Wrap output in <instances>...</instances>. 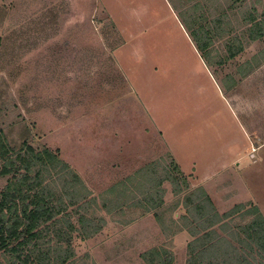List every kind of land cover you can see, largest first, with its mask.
<instances>
[{"label": "rangeland", "instance_id": "obj_1", "mask_svg": "<svg viewBox=\"0 0 264 264\" xmlns=\"http://www.w3.org/2000/svg\"><path fill=\"white\" fill-rule=\"evenodd\" d=\"M252 19L264 21V0H0V130L57 154L98 208L115 183L174 162L218 215L242 204L264 216V36L251 39ZM185 24L208 28L210 66ZM161 188L158 219L97 208L100 232L73 233L68 264H145L154 248L187 264L183 194Z\"/></svg>", "mask_w": 264, "mask_h": 264}, {"label": "trees", "instance_id": "obj_2", "mask_svg": "<svg viewBox=\"0 0 264 264\" xmlns=\"http://www.w3.org/2000/svg\"><path fill=\"white\" fill-rule=\"evenodd\" d=\"M185 27L209 65L210 32ZM250 28L252 40L264 36V21L252 19ZM229 51L234 58L242 49ZM155 166H145L112 185L100 196L98 208L96 199L88 200L79 175L57 154L37 150L25 141L11 146L0 130V179L6 178L0 192V255L5 264H68L73 258V233L85 240L100 232L103 221L94 217L97 208L108 215L126 207L156 216L164 203V183L171 185L175 195L183 194L185 213L178 222L179 231L192 237L187 264H264V216L257 206L240 204L218 215L203 190L188 191V182L174 162L161 175ZM70 207L76 209L67 212ZM141 258L145 264H173L171 253L163 248L147 251Z\"/></svg>", "mask_w": 264, "mask_h": 264}, {"label": "crops", "instance_id": "obj_3", "mask_svg": "<svg viewBox=\"0 0 264 264\" xmlns=\"http://www.w3.org/2000/svg\"><path fill=\"white\" fill-rule=\"evenodd\" d=\"M185 26H190V25H189V24H188V25L185 24ZM191 28H195V27H191ZM196 28H201V27L198 26V27H196ZM202 28H203V27H202ZM206 29H208V28H206ZM241 52H242V51H241ZM241 52H240V53H241ZM237 55H238V54H237ZM237 55L235 54V57H236ZM235 57H234V58H235ZM229 59H233V58H230V54H229ZM202 60H203V59H202ZM208 66H210V60H209V65H208Z\"/></svg>", "mask_w": 264, "mask_h": 264}]
</instances>
